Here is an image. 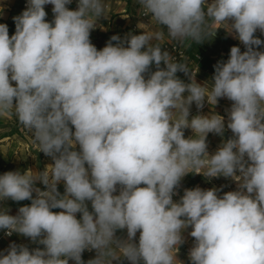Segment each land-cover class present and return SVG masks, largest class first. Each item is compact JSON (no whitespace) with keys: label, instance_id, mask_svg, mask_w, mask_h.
<instances>
[{"label":"clouds","instance_id":"1","mask_svg":"<svg viewBox=\"0 0 264 264\" xmlns=\"http://www.w3.org/2000/svg\"><path fill=\"white\" fill-rule=\"evenodd\" d=\"M71 3L27 0L11 36L0 23V116L14 115L52 160L0 175V201H30L15 215L0 209V230L43 246L13 242L0 264H183L188 228L190 264H264V40L255 35L264 34V0H138L161 30L113 35L101 50L90 33L106 19L104 0ZM220 28L245 51L232 46L210 86L160 43L165 29L201 44ZM221 98L232 102L227 120L214 111ZM226 130L210 154L209 133ZM189 173L236 188L197 186L174 201ZM86 250L96 253L87 262Z\"/></svg>","mask_w":264,"mask_h":264},{"label":"crops","instance_id":"2","mask_svg":"<svg viewBox=\"0 0 264 264\" xmlns=\"http://www.w3.org/2000/svg\"><path fill=\"white\" fill-rule=\"evenodd\" d=\"M24 0H0V23L8 24V22L12 23L13 32L11 35L15 33V23L13 20L14 16H17L22 13V11L26 8L23 7L22 2ZM106 5L105 18H100L98 20L97 27L91 31L90 40L92 44L96 46L97 49H102L106 43L110 40L113 35H119L122 39L124 38L122 31L125 29L130 23H135L137 28L134 31H130L132 34H141L143 30H161L160 26L155 23V21H144L140 16L139 12L141 10L138 0H104ZM50 7L51 5H45V11L47 13L46 19H50ZM67 7L71 10H75L77 8L76 3H71L67 5ZM53 20V19H52ZM8 26V25H7ZM165 37L160 43L162 44L164 41H173L170 40L166 34ZM10 35V36H11ZM212 35V34H210ZM225 35L234 43L236 46L240 41L238 39H234L231 35L227 34L223 28L217 29L215 35L219 36ZM257 37L261 40H264V34H261L259 31L255 33ZM116 43V42H113ZM231 47H229L230 50ZM258 50L264 51V46H260ZM182 62H187L185 59H181ZM152 70L155 71V66L153 65ZM198 71L194 72L195 80L197 83L204 84L208 82V86H210V81L212 80V73L207 70L198 68ZM185 82L188 81V77L186 76ZM13 85L15 82H12ZM229 101L226 98L219 99L217 105L214 108V111L219 114L224 110V107ZM208 104L205 102V105L202 110H200L203 114H207L212 111ZM198 111L196 109L195 104L191 107V115H197ZM192 132L190 129L185 130V138L191 136ZM231 136V131L226 130L223 137L209 133L207 137L208 143V151L210 154L214 153L217 148L221 145V143L228 139ZM32 145L31 133H28L22 125L19 124L18 120L14 115H6L0 116V175L7 171H16V170H26V169H34V170H43L45 168L46 163H44L43 158L40 155H33L30 151H28V147ZM229 178H225L223 176L218 178L208 179L206 177H201L197 174L189 173L187 174L181 181L180 187L177 189L178 195L173 196L174 201H178L180 197L183 195L184 189H191L199 186L202 189H210V188H221V192L218 195H222L223 192L232 191L236 188V183L227 189L225 184L229 181ZM38 187L42 189V184H37ZM223 186V187H222ZM58 191L63 194L64 186L63 183L58 185ZM24 205H30V201L25 200L21 202H14L12 200L0 201V209L8 208L10 215L17 214L19 207ZM89 210L91 211V203L88 202ZM54 212H59L60 209H53ZM80 214H77V218H79ZM191 228H188L183 233L184 243L180 245L179 252L177 258L183 261V264H190L188 253L190 248L193 246L194 238H192L189 233ZM2 230H0V252H4L11 243L15 242L16 244H24L27 245L30 249L35 247H41V245L34 244L30 241L29 238H26L20 234L13 233L10 237L1 236ZM117 236H125L126 230L121 232H117ZM139 237V233H137V240ZM96 253H92L89 255H83L86 260L93 259ZM69 264H74L73 261H69ZM124 264H128L127 261H124Z\"/></svg>","mask_w":264,"mask_h":264},{"label":"trees","instance_id":"3","mask_svg":"<svg viewBox=\"0 0 264 264\" xmlns=\"http://www.w3.org/2000/svg\"><path fill=\"white\" fill-rule=\"evenodd\" d=\"M9 35L12 34V23L8 22ZM234 46L232 40L225 35L212 36L207 35L204 38V42L196 44L194 41L189 40V43L185 49L184 57L178 59H185L192 70L195 66L214 74V65L221 60H227L229 57V47ZM237 46V44H236ZM223 52V53H221ZM196 54L200 55V58L196 57ZM177 76L185 80L186 76L182 72H178Z\"/></svg>","mask_w":264,"mask_h":264},{"label":"built area","instance_id":"4","mask_svg":"<svg viewBox=\"0 0 264 264\" xmlns=\"http://www.w3.org/2000/svg\"><path fill=\"white\" fill-rule=\"evenodd\" d=\"M72 3H76V4H78V0H72ZM22 5H23V7H26V5H27V0H24V1L22 2ZM52 8H53V6L51 5V7H50V13H49V14H50V18H51V20L54 18V14H53V12H52ZM141 13H142V10H140V12H139V16H140L144 21H146V22H148V21H152L151 18H150L149 16H142ZM136 28H137V26H136L135 23H130L125 29H123V31H122L123 36L125 37L127 34H129L130 31H134ZM188 43H189V40H185V41H183V42H179V41H164V42L162 43V45H163L162 48H163V50H167L171 55L175 56V57L177 58V60H178V59L184 57V55H185V49H186ZM237 46L240 47V49H241L242 52L245 51L244 45H243L241 42L237 43ZM262 46H264V45H262ZM221 53H223V52H221ZM196 57L200 58V55H199V54H196ZM161 67H164V65L162 64ZM197 69H198V67L195 66V67L192 69V72H193V73L196 72ZM231 104H232V102L227 103V104L225 105V107H224V110H222V112L219 113V115L225 117V120H227L226 109H230ZM197 175H199V176H201V177H204L202 174H197ZM233 184H234V181H232V180L230 179V180L225 184V187H226L227 189H229ZM43 189H44V186H42V190H43ZM176 193H177V194L174 195V196H177V195H178V191H177V190H176ZM117 194H118V193H117ZM1 236L10 237V236L5 235V231H4V230H2ZM11 236H12V235H11ZM42 247H43V246L41 245V248H42ZM94 252H95V250H91V251L86 250V251H84V252L82 253V259H83L85 262H87L86 258H85L83 255H89V254H92V253H94Z\"/></svg>","mask_w":264,"mask_h":264},{"label":"rangeland","instance_id":"5","mask_svg":"<svg viewBox=\"0 0 264 264\" xmlns=\"http://www.w3.org/2000/svg\"><path fill=\"white\" fill-rule=\"evenodd\" d=\"M98 50H101V49H98ZM28 151H30L33 155H35V154L40 155L41 158H43V161H44V163H46V165L47 164L50 165L52 163V160L50 157L46 156L42 152H39V148H38L37 144L34 143L33 139H32V145L28 147Z\"/></svg>","mask_w":264,"mask_h":264},{"label":"water","instance_id":"6","mask_svg":"<svg viewBox=\"0 0 264 264\" xmlns=\"http://www.w3.org/2000/svg\"><path fill=\"white\" fill-rule=\"evenodd\" d=\"M47 21H49V22H51L52 20H50V19H46Z\"/></svg>","mask_w":264,"mask_h":264}]
</instances>
